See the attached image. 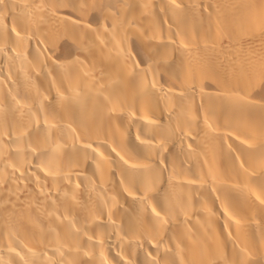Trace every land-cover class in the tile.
<instances>
[{
	"label": "bare ground",
	"instance_id": "obj_1",
	"mask_svg": "<svg viewBox=\"0 0 264 264\" xmlns=\"http://www.w3.org/2000/svg\"><path fill=\"white\" fill-rule=\"evenodd\" d=\"M0 264H264V0H0Z\"/></svg>",
	"mask_w": 264,
	"mask_h": 264
}]
</instances>
